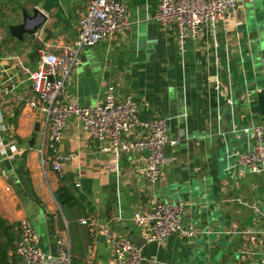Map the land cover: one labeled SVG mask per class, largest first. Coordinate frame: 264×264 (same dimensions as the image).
Returning <instances> with one entry per match:
<instances>
[{
  "label": "crops",
  "instance_id": "obj_1",
  "mask_svg": "<svg viewBox=\"0 0 264 264\" xmlns=\"http://www.w3.org/2000/svg\"><path fill=\"white\" fill-rule=\"evenodd\" d=\"M120 1L129 29L82 50L62 96L96 106L114 85L132 97L140 122L164 118L159 181L148 185L143 153L104 151L105 143L74 119L61 132L59 171L49 150L41 164L45 112L41 104L30 106L28 74L40 51L57 54L74 44L89 0H0V89L8 90L0 91L6 128L0 137L20 151L0 161V218L14 226L16 238L27 219L35 245L53 257L58 239L68 243L71 264H114L102 228L120 239L143 238L141 264H264V170L251 173L231 157L252 147L247 129L264 126V0L236 5L224 21L202 27L195 42L182 44L172 26L155 21L158 0ZM34 8L45 16L34 37H9L7 26ZM60 188L72 204L59 203ZM152 195L181 204L183 222L199 235L148 242L133 214L150 211ZM16 238L0 264H25L14 252Z\"/></svg>",
  "mask_w": 264,
  "mask_h": 264
},
{
  "label": "built area",
  "instance_id": "obj_2",
  "mask_svg": "<svg viewBox=\"0 0 264 264\" xmlns=\"http://www.w3.org/2000/svg\"><path fill=\"white\" fill-rule=\"evenodd\" d=\"M252 0H158L156 22L172 26L180 44L185 40L195 42L200 30L208 24L224 21L229 9ZM130 27L129 14L120 0H89L85 13L79 20L77 38L72 46H66L57 54L40 51V60L35 70L28 74L33 96L32 109L45 112L44 135L41 145V164L45 163V151L51 152L53 169L59 171L64 157L58 153L61 132L68 119H74L96 141L105 143L102 150L115 156L121 153L144 156V173L148 185H155L161 177L165 161L166 133L164 118L150 123L140 122L136 105L130 95H119L114 85L106 89L102 102L96 106H80L67 102L62 96L65 82L80 64V53L92 48L102 40L114 39ZM264 68V56L260 57ZM52 78V79H51ZM7 93V88H1ZM6 128L0 112V132ZM252 147L245 151H233L231 157L251 173L264 170V126L253 125L246 130ZM0 137V161L18 154L14 144L5 145ZM69 157H73L70 155ZM151 210L135 212L133 221L144 231L148 242H161L171 235L193 239L199 232L182 220L183 206L168 204L156 195L151 196ZM80 223L87 224L86 220ZM102 237L108 242L114 264H141L140 248L128 239L113 236L108 229H101ZM32 224L23 219L19 223V235L15 240L14 252L25 264H71L68 243L56 241L57 255L45 254L35 245ZM86 264H89L86 262Z\"/></svg>",
  "mask_w": 264,
  "mask_h": 264
},
{
  "label": "water",
  "instance_id": "obj_3",
  "mask_svg": "<svg viewBox=\"0 0 264 264\" xmlns=\"http://www.w3.org/2000/svg\"><path fill=\"white\" fill-rule=\"evenodd\" d=\"M44 21L45 16L39 10L34 8L32 10V15H29L25 9H22V22L18 24H9L7 26L8 36L17 40H22L23 36L27 34L33 38ZM38 130L39 124L36 123L34 131L38 132ZM31 142L32 140H30V143ZM130 240L139 248L141 247V243L145 242L143 238H131Z\"/></svg>",
  "mask_w": 264,
  "mask_h": 264
},
{
  "label": "trees",
  "instance_id": "obj_4",
  "mask_svg": "<svg viewBox=\"0 0 264 264\" xmlns=\"http://www.w3.org/2000/svg\"><path fill=\"white\" fill-rule=\"evenodd\" d=\"M57 200L60 204H72V198L67 194L64 188L59 189L57 193ZM2 238H4V242H1ZM15 238L16 233L14 232V226L8 225L0 218V254L2 262L6 260V253L9 248H12L11 244ZM7 244H9V246Z\"/></svg>",
  "mask_w": 264,
  "mask_h": 264
},
{
  "label": "rangeland",
  "instance_id": "obj_5",
  "mask_svg": "<svg viewBox=\"0 0 264 264\" xmlns=\"http://www.w3.org/2000/svg\"><path fill=\"white\" fill-rule=\"evenodd\" d=\"M259 62H261L260 58H259ZM168 204H173V202L169 201Z\"/></svg>",
  "mask_w": 264,
  "mask_h": 264
}]
</instances>
